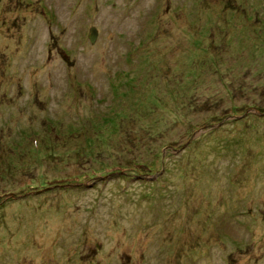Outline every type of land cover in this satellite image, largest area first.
Segmentation results:
<instances>
[{"label": "rangeland", "instance_id": "obj_1", "mask_svg": "<svg viewBox=\"0 0 264 264\" xmlns=\"http://www.w3.org/2000/svg\"><path fill=\"white\" fill-rule=\"evenodd\" d=\"M0 264H264V0H0Z\"/></svg>", "mask_w": 264, "mask_h": 264}, {"label": "trees", "instance_id": "obj_2", "mask_svg": "<svg viewBox=\"0 0 264 264\" xmlns=\"http://www.w3.org/2000/svg\"><path fill=\"white\" fill-rule=\"evenodd\" d=\"M238 115L234 116V117H237ZM182 148V147H181ZM141 165V167H138V165H133V167H122V166H116L114 168L110 167V166H103V172L105 171L106 173H104V175H112V174H123L125 172H131L132 174H137L139 176H143V175H148L150 176L152 173H154V171L152 170V166H148V165H144V164H139ZM117 168V169H116ZM91 174V175H90ZM89 175H85L84 178H89L90 177H95L97 175H99V177H103V173H100L99 170H95V169H92L91 173ZM76 179L73 181L74 184H80L81 183V179L80 177L76 176L75 177ZM45 179H42L40 177H38L36 179V181L38 183L41 182V185L38 184L39 188L41 186V188H47L46 185L48 184L47 181ZM69 182V181H68ZM38 189V188H37ZM33 190L32 187H30L28 189L27 192H31Z\"/></svg>", "mask_w": 264, "mask_h": 264}, {"label": "water", "instance_id": "obj_3", "mask_svg": "<svg viewBox=\"0 0 264 264\" xmlns=\"http://www.w3.org/2000/svg\"><path fill=\"white\" fill-rule=\"evenodd\" d=\"M96 35H97V32H96L94 29H92L91 32H90V36H89V40H90L91 43L94 42V40H95V38H96ZM188 143H189V142H188ZM188 143H187V144H188ZM187 144L184 145V146L181 148V150H182L184 147H186Z\"/></svg>", "mask_w": 264, "mask_h": 264}]
</instances>
